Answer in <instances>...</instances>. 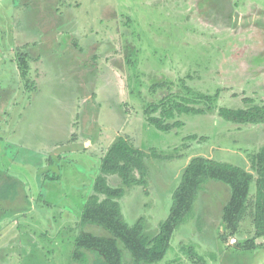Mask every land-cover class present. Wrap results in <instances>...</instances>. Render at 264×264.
<instances>
[{"label":"rangeland","instance_id":"obj_1","mask_svg":"<svg viewBox=\"0 0 264 264\" xmlns=\"http://www.w3.org/2000/svg\"><path fill=\"white\" fill-rule=\"evenodd\" d=\"M160 83L168 86L152 88ZM169 93L200 97L195 107L205 110L263 104L264 0H0V264H80L72 260L77 236L109 235L81 227L80 216L120 137L145 152L147 166L146 188L126 189L118 201L122 217L129 227L143 218L150 235L194 157L256 178L251 159L264 145V125L206 111L157 131L144 110ZM191 135L207 139H184ZM106 180L120 185L116 176ZM254 195L255 181L237 234L224 241L230 190L207 181L157 264H190L187 247L206 264H264V237L253 250L235 247L254 238ZM85 254L86 264H104Z\"/></svg>","mask_w":264,"mask_h":264},{"label":"trees","instance_id":"obj_2","mask_svg":"<svg viewBox=\"0 0 264 264\" xmlns=\"http://www.w3.org/2000/svg\"><path fill=\"white\" fill-rule=\"evenodd\" d=\"M26 63L22 58L18 60V69L24 79L28 73ZM166 86L168 85L160 83L153 85L152 88ZM200 101H202L200 97L194 100L169 93L156 103L147 105L144 110L145 122L157 131L170 133L184 125L178 119L179 116H200L207 111L216 113L222 120L235 125H264V103L236 109L227 107L215 109L209 104L205 110L195 107V103ZM184 139L205 141L207 138L191 135ZM145 158L143 150L121 137L108 149L99 165L100 174L94 180L93 194L89 196L82 209L80 225L100 227L109 235L96 236L89 232H81L74 242L72 252L74 262L86 264L88 256L85 252L93 251L103 259L104 264H127L123 262L122 252L118 247L121 244L128 251L132 264L159 263L170 248L174 231L189 218L194 199L207 181L222 183L230 190L229 200L222 209V222L226 229L224 241L237 234L238 227L248 211L250 184L255 181L252 203L254 238L235 247L246 251L256 248L255 240L264 237V145L251 159L255 179L251 173L233 165L203 157L191 159L172 194L169 214L153 235L145 232L143 218H139L132 227H129L123 220L118 203L126 189L136 186L146 188ZM107 176H116L120 185L109 186ZM145 192L148 193L146 190ZM184 252L190 264H206L205 259L193 247L184 248ZM172 264L177 262L174 261Z\"/></svg>","mask_w":264,"mask_h":264}]
</instances>
